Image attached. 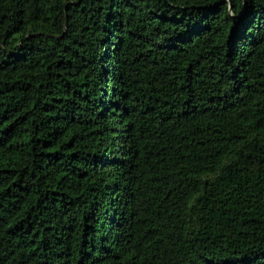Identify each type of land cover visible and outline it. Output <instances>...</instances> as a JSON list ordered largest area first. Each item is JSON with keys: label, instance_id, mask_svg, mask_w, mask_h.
Returning <instances> with one entry per match:
<instances>
[{"label": "trees", "instance_id": "trees-1", "mask_svg": "<svg viewBox=\"0 0 264 264\" xmlns=\"http://www.w3.org/2000/svg\"><path fill=\"white\" fill-rule=\"evenodd\" d=\"M0 264H264V0H0Z\"/></svg>", "mask_w": 264, "mask_h": 264}]
</instances>
